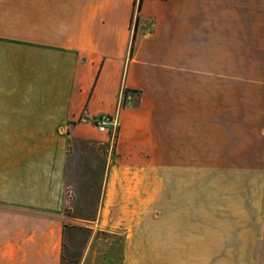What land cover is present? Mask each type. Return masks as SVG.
I'll use <instances>...</instances> for the list:
<instances>
[{"label":"crops","instance_id":"obj_1","mask_svg":"<svg viewBox=\"0 0 264 264\" xmlns=\"http://www.w3.org/2000/svg\"><path fill=\"white\" fill-rule=\"evenodd\" d=\"M76 6L72 27L60 19L30 24L23 36L15 27L12 34L0 29V264H62L71 137L112 145L80 264L97 250L96 230L109 236L99 252L108 264H264V133L246 134L239 118L223 121L219 144L208 138V169L236 173L229 209L235 212H210L209 200L208 214L149 212L175 204V174L196 172L181 158L191 156V144L196 150L208 78L262 76L264 1ZM107 10L123 21L97 18ZM5 62L15 68L6 71ZM102 114L117 119L115 135L97 131L94 118ZM220 155L236 161L214 164Z\"/></svg>","mask_w":264,"mask_h":264},{"label":"rangeland","instance_id":"obj_2","mask_svg":"<svg viewBox=\"0 0 264 264\" xmlns=\"http://www.w3.org/2000/svg\"><path fill=\"white\" fill-rule=\"evenodd\" d=\"M78 0H0V29L5 33H13V28L20 29L22 36L28 33L30 24L37 22H54L68 20L70 27L77 21ZM264 1V0H263ZM263 5V4H262ZM137 1L130 16L129 27L133 31L137 24ZM49 9L48 12L39 10ZM82 17L87 18L84 14ZM97 18L102 21L121 23L123 14L116 11L100 13ZM135 30V29H134ZM73 29H69L71 36ZM131 48L133 44L129 45ZM7 49V48H6ZM7 50L6 53H11ZM16 63L5 62L6 71H12ZM28 63H20L23 67ZM75 61L70 48L69 83ZM262 76L251 78H208V109L197 112L196 150L187 151L190 157L181 158L182 166L195 165L196 172L175 174V182L180 188L175 190L176 202L173 205L151 207L150 213H195L208 214V200L214 206L210 212H235L229 210L234 198L232 182L236 181V173L227 169H208V138L219 144L221 124L235 123L238 118L244 121L243 127L250 133H264V6L261 20V54L259 64ZM137 98V97H136ZM251 124V125H248ZM193 128V127H192ZM105 132L106 130H99ZM107 133L115 135V130ZM219 147V146H218ZM112 145L105 140H83L71 137L68 147V165L66 177L65 225L63 231L62 264H80L85 246L89 242L91 230L86 227L94 218L101 201L106 164L110 158ZM195 153V156L193 154ZM219 153V152H218ZM214 164H231L236 159L221 155L213 157ZM226 170V171H223ZM182 171H186L182 168ZM232 189V190H231ZM235 191V190H234ZM223 199V200H222ZM224 204V206H223ZM97 250L90 256L87 264H108L103 261L102 248L108 246L109 236L102 231H95ZM113 245L119 247V238L112 239ZM101 247V249H100ZM105 253V252H104ZM105 258V255H103Z\"/></svg>","mask_w":264,"mask_h":264},{"label":"built area","instance_id":"obj_3","mask_svg":"<svg viewBox=\"0 0 264 264\" xmlns=\"http://www.w3.org/2000/svg\"><path fill=\"white\" fill-rule=\"evenodd\" d=\"M94 123L96 127L103 130H115L118 126L117 119L113 115L102 114L96 118H94Z\"/></svg>","mask_w":264,"mask_h":264},{"label":"trees","instance_id":"obj_4","mask_svg":"<svg viewBox=\"0 0 264 264\" xmlns=\"http://www.w3.org/2000/svg\"><path fill=\"white\" fill-rule=\"evenodd\" d=\"M136 20H138V17L136 16ZM132 49V48H131Z\"/></svg>","mask_w":264,"mask_h":264}]
</instances>
